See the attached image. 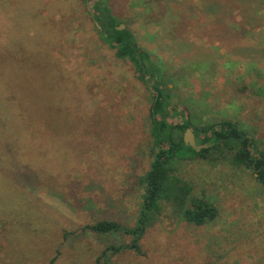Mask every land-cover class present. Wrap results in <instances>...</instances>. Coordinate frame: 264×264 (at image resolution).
Returning <instances> with one entry per match:
<instances>
[{"label": "rangeland", "instance_id": "1", "mask_svg": "<svg viewBox=\"0 0 264 264\" xmlns=\"http://www.w3.org/2000/svg\"><path fill=\"white\" fill-rule=\"evenodd\" d=\"M106 1L169 78L178 116L230 119L264 147V0ZM151 101L99 38L91 2L0 0V264H105L107 246L130 241L85 226L133 225ZM177 172L217 217L196 226L166 209L143 254L108 264H264V187L252 170L200 158Z\"/></svg>", "mask_w": 264, "mask_h": 264}, {"label": "trees", "instance_id": "2", "mask_svg": "<svg viewBox=\"0 0 264 264\" xmlns=\"http://www.w3.org/2000/svg\"><path fill=\"white\" fill-rule=\"evenodd\" d=\"M81 1L83 4L91 2L92 18L101 41L114 50L116 58L132 64L137 78L152 93L149 109L152 158L148 169L138 178L143 193L133 225L104 219L85 226L98 234L121 232L130 237L127 243L109 245L104 249L101 255L104 263L108 264L111 255L124 250L143 254L140 241L144 233L160 220L166 209L178 220L196 226L217 217V208L205 198L196 196L191 184L178 175L180 162L201 158L214 164L225 163L236 169H249L264 187V147L260 148L254 137L230 119L195 123L178 116L177 105L172 106V102L175 103L174 87L168 86L169 78L151 60L148 52L137 44L133 32L128 28H117L121 22L112 14L107 1ZM172 114L179 117V121L170 122L168 117ZM188 127L194 133L196 143L206 147L195 151L183 142V133ZM96 261L99 262V257Z\"/></svg>", "mask_w": 264, "mask_h": 264}, {"label": "water", "instance_id": "3", "mask_svg": "<svg viewBox=\"0 0 264 264\" xmlns=\"http://www.w3.org/2000/svg\"><path fill=\"white\" fill-rule=\"evenodd\" d=\"M118 29H123L124 25L120 24ZM183 142L186 145H189L191 148H193L195 151H199L202 147H206L207 145L205 144H197L196 139L194 136V133L192 132L191 128H186L184 133H183Z\"/></svg>", "mask_w": 264, "mask_h": 264}]
</instances>
